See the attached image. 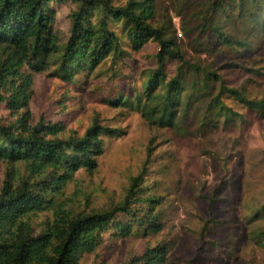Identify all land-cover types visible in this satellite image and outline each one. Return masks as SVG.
Returning <instances> with one entry per match:
<instances>
[{
	"label": "rangeland",
	"instance_id": "obj_1",
	"mask_svg": "<svg viewBox=\"0 0 264 264\" xmlns=\"http://www.w3.org/2000/svg\"><path fill=\"white\" fill-rule=\"evenodd\" d=\"M128 1L113 0L117 6ZM206 3L154 0L155 26L169 27L191 62L222 71L231 88H246L250 98L264 100V36L248 39L251 45L245 52L221 44L213 24L202 33ZM51 6L56 13L51 28L64 45L76 6L65 1ZM158 51L150 42L140 52L130 50L123 62L109 60L92 73H82L72 84L62 79L55 59L40 72L29 66L22 69L33 80L32 126L40 122L63 125L64 140L82 138L96 121L122 132L114 138L103 137L105 149L97 168L92 173L77 172L60 193L51 196L55 205L33 217V224L38 230L47 225L56 229L63 215L110 210L124 201L133 179L145 173L146 164L138 191L143 199L161 198L154 211L159 212L161 230L146 235L135 226L126 239L104 232L102 244L84 255L82 264H124L156 246L168 249L167 264H264V236L256 238L264 232V107L250 110L226 97L237 115L207 127L202 125L209 117L205 99L186 114L179 113L176 129H169L152 125L136 107L113 106L119 97L132 100L142 89L157 67ZM177 66L176 61L168 62V77L176 74ZM260 69L262 75L257 74ZM186 80L189 92L209 88L194 71ZM12 121L7 105L2 104L0 125ZM7 168L0 164V186ZM17 168L24 175V166Z\"/></svg>",
	"mask_w": 264,
	"mask_h": 264
},
{
	"label": "trees",
	"instance_id": "obj_2",
	"mask_svg": "<svg viewBox=\"0 0 264 264\" xmlns=\"http://www.w3.org/2000/svg\"><path fill=\"white\" fill-rule=\"evenodd\" d=\"M64 1L76 10L70 15V37L60 45L51 28L56 17L51 5ZM155 22L154 0H129L123 6L113 0H0V50H4L0 106L6 104L13 118L8 125H0V164L8 167L0 186V264H82L84 255L102 244L104 232L126 239L135 226L146 235L161 230L159 212L154 213L161 198L143 199L138 191L146 164L145 173L133 179L124 201L110 210L63 215L56 229L34 226L33 217L55 205L52 195L60 193L80 170L92 173L97 168L105 149L103 137L114 138L122 132L96 121L82 138L64 140L63 125L40 122L32 126L33 80L21 72L25 66L40 72L47 61L58 60L62 79L72 84L82 73H92L109 60L123 62L130 50L140 52L154 42L159 49L157 67L132 100L119 97L113 106L136 107L149 123L169 129H176L179 113L186 114L205 99L209 117L202 125L207 127L237 115L226 97L250 110L264 107V100L250 98L246 88H231L222 71L187 59L174 32L156 27ZM203 22L202 33L213 24L221 44L245 52L251 45L248 39L264 36V0H207ZM170 61L178 64L172 77L167 75ZM191 71L204 78L207 90L189 92L186 79ZM19 166H24V175ZM122 216L127 219L121 220ZM260 236L264 232L256 238ZM167 255L165 247H149L124 264H167Z\"/></svg>",
	"mask_w": 264,
	"mask_h": 264
}]
</instances>
